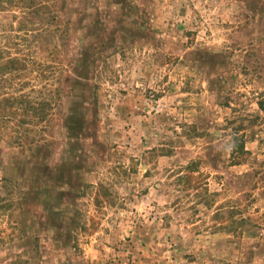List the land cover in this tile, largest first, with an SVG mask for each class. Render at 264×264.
<instances>
[{"label": "rangeland", "instance_id": "374dc122", "mask_svg": "<svg viewBox=\"0 0 264 264\" xmlns=\"http://www.w3.org/2000/svg\"><path fill=\"white\" fill-rule=\"evenodd\" d=\"M20 5L0 49L57 105L48 144L0 134V264H264V0Z\"/></svg>", "mask_w": 264, "mask_h": 264}, {"label": "trees", "instance_id": "16d2710c", "mask_svg": "<svg viewBox=\"0 0 264 264\" xmlns=\"http://www.w3.org/2000/svg\"><path fill=\"white\" fill-rule=\"evenodd\" d=\"M23 2L24 0H0V13L14 10L26 14L20 5ZM6 53V49H0V87L2 89L11 87V90L4 92L0 98V134L4 132L10 123H13L19 130L14 131L15 133L11 135L12 142L17 143L20 147L25 148L26 145L39 146L38 144L42 141L48 144L50 141L46 139L47 137L43 133L51 135L50 132L55 126L52 123L56 116L57 101H54L55 97H53L52 91L46 93L47 96L32 99L31 95L25 91V87L31 86L29 80L27 81V74H29L27 57L22 54L7 55ZM35 65L37 70L41 69V72H38L39 78L46 76V67L48 66L37 62ZM32 87H36V85ZM260 106L264 109V102H261ZM34 127L38 128L39 139H36V137L31 139L30 132H34L35 129H31ZM241 128L244 127L237 128L232 137L231 156L232 163L235 165L242 164L251 154L246 147L245 133H241ZM191 129L195 132L199 130L197 125H191ZM1 140L2 136L0 135ZM201 159L193 160L187 166L186 189L203 187L201 180L203 181L205 174L201 171L195 173L196 168L201 165Z\"/></svg>", "mask_w": 264, "mask_h": 264}]
</instances>
